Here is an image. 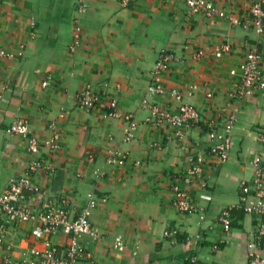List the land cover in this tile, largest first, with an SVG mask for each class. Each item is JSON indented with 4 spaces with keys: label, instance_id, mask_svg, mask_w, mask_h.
I'll return each mask as SVG.
<instances>
[{
    "label": "crops",
    "instance_id": "crops-1",
    "mask_svg": "<svg viewBox=\"0 0 264 264\" xmlns=\"http://www.w3.org/2000/svg\"><path fill=\"white\" fill-rule=\"evenodd\" d=\"M211 1L218 13L204 17L188 13L182 0H0V49L21 51L20 57L0 59V192L31 157L22 137L4 132L7 125L24 118L43 140L53 123L59 136L58 149L47 154L52 170L33 174L37 190L26 196L32 207L62 197L72 216L94 200L89 222L95 236L83 239L86 257L75 264H189L191 258L195 264H249L253 253L264 259V240L253 242L255 215H231L227 229L219 220L224 209L254 202L251 193L240 199V182L250 184L254 154L264 170V91L235 101L238 78L229 74L258 38L228 21L243 19L251 0ZM74 17L79 41L70 52ZM225 42L228 51L214 57L215 45ZM160 50L173 55L161 85L178 91L201 115L181 139L171 128L145 121L142 100ZM85 83L106 93L87 110L75 99ZM146 98L175 111L168 91ZM229 112H236L232 139L226 159L219 160L207 151L206 121ZM125 116L136 122L128 141ZM198 153L201 174L185 184L188 160ZM173 184L188 190L192 211L173 207ZM30 230L28 222L7 227L0 264L4 256L22 257L36 244ZM115 238L122 240V250L112 247ZM52 240L59 247L65 243L60 233Z\"/></svg>",
    "mask_w": 264,
    "mask_h": 264
},
{
    "label": "built area",
    "instance_id": "built-area-1",
    "mask_svg": "<svg viewBox=\"0 0 264 264\" xmlns=\"http://www.w3.org/2000/svg\"><path fill=\"white\" fill-rule=\"evenodd\" d=\"M188 13L210 17L216 13L217 7L211 0H182ZM125 0H122L124 3ZM264 0H251L246 16L229 17L228 21L233 25H241L243 28L251 30L258 38L243 53V57L237 64V69L231 68L230 75L238 78L236 88L231 93L235 101L248 98L256 91H264V11L262 6ZM78 11H83V5L78 7ZM75 25L71 39L67 44L68 50H75L79 41V30L77 17L73 18ZM32 24V23H31ZM228 43H219L213 50L214 57H220L222 52L228 51ZM201 54V51H197ZM21 51L7 52L0 49L1 58L20 57ZM173 60V55L166 50H160L154 60L149 80L146 85V97L162 95L166 91L172 95L175 101V111L161 108L154 102H149L145 97L142 100L146 106L147 114L145 121L151 126H166L171 128L173 135L177 139L185 136L187 129L200 120L201 115L198 110L190 103L182 100L181 94L175 90H166L160 83V77L165 72ZM1 69V65H0ZM49 75L41 81L44 87ZM106 94L102 90L98 91L92 84L85 83L75 94L78 107L90 109L100 101V96ZM206 97H211V93H206ZM115 101L109 97L107 107L114 108ZM113 111H108L106 115H112ZM236 112H229L216 119L209 117L206 121L205 140L208 142L207 151L219 160L227 157L230 142L232 139V124ZM61 116V114H59ZM127 126L123 130V140L128 141L136 128V122L125 116ZM51 136L40 140L33 135L24 118L15 117L4 129L5 133L15 134L22 137L25 141V150L31 155L24 170L18 175L10 178L0 192V246L4 245V234L7 227L16 223L28 222L31 224L30 234L36 244L31 245L25 254L19 258H12L6 255L2 259V264H75L86 257L83 246V239L94 237L95 233L89 222V214L94 207V200L87 199L77 215H70L66 208V200L60 197L58 203H44L39 207H32L27 199V193L36 191V186L32 182V175L38 171L50 172L52 170L47 154L58 149L59 132L53 123H49ZM259 140L264 145V131L259 134ZM42 151L43 155L42 156ZM116 154H118L116 152ZM121 163V160H117ZM202 171V155H192L188 160V165L182 176L185 184L191 182L194 177H198ZM203 185V182H202ZM250 185V186H249ZM245 181L240 182L241 196L243 200L248 194L255 198L251 204H238L244 213L252 214L257 217V224L253 233V242L259 243L264 240V170L261 165L260 155L254 154L251 160L250 184ZM174 196L172 198L173 207L179 212H189L194 209L190 201V195L185 188L172 185ZM230 209H224L219 214L224 229L229 227ZM58 233L65 238L63 246H57L52 238ZM175 234V231H164L163 235ZM112 247L122 250L124 244L120 238H115ZM8 250V247L5 246ZM189 264H195L194 258L189 260ZM249 264H264V259L257 254H252Z\"/></svg>",
    "mask_w": 264,
    "mask_h": 264
},
{
    "label": "trees",
    "instance_id": "trees-1",
    "mask_svg": "<svg viewBox=\"0 0 264 264\" xmlns=\"http://www.w3.org/2000/svg\"><path fill=\"white\" fill-rule=\"evenodd\" d=\"M262 9L264 11V5L262 6ZM243 213V210L239 207H234L229 210V215H232L234 220L241 218Z\"/></svg>",
    "mask_w": 264,
    "mask_h": 264
}]
</instances>
